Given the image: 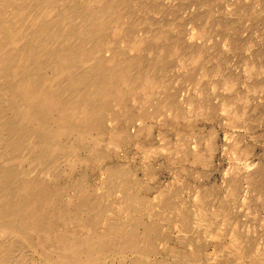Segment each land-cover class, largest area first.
I'll return each mask as SVG.
<instances>
[{
	"label": "rangeland",
	"instance_id": "374dc122",
	"mask_svg": "<svg viewBox=\"0 0 264 264\" xmlns=\"http://www.w3.org/2000/svg\"><path fill=\"white\" fill-rule=\"evenodd\" d=\"M164 1L131 0L132 8L141 10L149 5L152 9L137 11L140 22L135 30L150 31L148 25L155 24V28L152 29L154 31L157 26L165 24V33L171 39L169 44L175 46L174 40H180V53H171L166 57L168 69L162 75L157 74L161 79L159 86L147 90L137 88L136 96L127 99L125 107L112 108L119 113V120L114 123L109 120L106 122L104 138L102 137L97 147L98 152H104L103 155L107 156L105 162L103 164L92 162L89 150L81 149L80 156L86 161L77 163L81 167L76 164L77 167L75 166L72 174L68 173V169L65 170L57 182L60 189L62 188L61 194L65 197L61 196L60 202L65 203L71 199L77 201L89 195V200L97 203L103 210L98 229L95 227L81 230L71 225L64 228L62 226L63 230L59 226L57 232L76 234L78 237L102 234L105 231V228H102L106 225L105 222L124 220L121 204L126 191V197L133 199L136 196L133 200L137 204L136 207L138 206L137 214L143 223L142 226L150 228L154 234L150 245L139 238L144 228H138V248L153 249L152 252H138L140 255L148 256L141 264H197L195 261L200 264H251V262L264 264V194L248 188L243 172L244 166L253 165L255 162L254 169L264 171V16L261 15L264 13V0H212V2L206 0L197 6H190L189 2L184 1L186 5L181 11L177 9L183 0H166L165 3ZM231 8L235 12H232ZM190 17H196L198 20L192 21L193 18ZM166 44L164 41L163 44L162 41L156 42L154 50L137 54L144 61H155L160 55V46ZM127 46L126 43L118 44V48L126 50L128 57L136 55V52ZM226 67L228 69H225ZM168 94L173 95L175 105L157 110L156 99L169 96ZM233 116L238 118L235 119ZM150 125L151 127H147ZM150 128L152 130L149 132ZM116 131L123 135L117 138L118 141L112 135ZM145 132H148L147 135ZM127 136H130L131 140H128ZM122 137L125 140L120 143L123 141L120 140ZM112 139L121 146H112L113 141L109 143ZM143 150L144 154L149 153L147 154L149 157L142 155ZM194 156L196 157L193 160ZM234 158L239 159L241 163ZM126 164L129 165L125 166ZM105 166L128 167L131 172L128 178L130 180L127 182L131 183L128 184L129 188L125 187L124 190L123 185L116 187L111 183H105ZM254 169L252 168L251 172ZM81 177H84L86 185L78 186L74 182ZM134 178L138 185L133 182ZM231 180L236 181L235 186H231ZM134 186L138 188L135 189ZM145 186H150L148 188L151 189ZM147 191L152 192L148 194ZM142 201L145 203H141ZM162 243L165 244L164 247ZM27 247L29 246L23 247L26 248L23 249L25 258L30 257L31 260L36 258L34 251L38 248L35 245L29 249ZM125 254L115 258L114 254H109L103 262L130 264L132 255L130 252ZM103 262L101 264H104ZM48 264L60 263L50 261Z\"/></svg>",
	"mask_w": 264,
	"mask_h": 264
},
{
	"label": "bare ground",
	"instance_id": "6f19581e",
	"mask_svg": "<svg viewBox=\"0 0 264 264\" xmlns=\"http://www.w3.org/2000/svg\"><path fill=\"white\" fill-rule=\"evenodd\" d=\"M184 1L189 2L190 6L206 2V0H183L177 10L181 11L185 8L186 2ZM207 1L212 2V0ZM130 4L131 0H0V264H42L44 261L60 264H101L109 254H114L115 258L128 252L132 255L130 264H141L148 256L140 255L138 252H152V248H148V250L138 248L137 232L138 228L143 227V223L138 217V206L136 207L137 204L133 200L136 196L132 197L133 199L128 198L125 196L126 191H124L125 197L123 196V204H121L124 220L105 222L106 225L102 226L105 231L102 234L78 237L76 234L57 232L59 226L64 228L71 225L78 229L81 228V230L95 227L98 229L103 210L97 203L90 201L89 195L77 199V201L71 199L65 203L60 202L61 196L64 197V195L61 194L62 188L60 189L57 182L65 170L68 169V173L72 174L77 163L86 161L80 156L81 149L89 150L92 162L97 164L105 162L106 155H103L104 152H98L97 147L100 145L101 139L104 138L106 122L109 120L114 123L119 120V113L113 111L112 108L114 106L125 107L127 99L136 96L137 88L147 90L159 86L161 79L158 75H162L168 69L166 57L171 53H180L181 50L179 39L174 40L175 46L169 44L171 39L165 33V24L157 26L154 31L152 29L155 28V24L148 25L150 31H136L135 27L140 22L137 11L152 9L147 5L140 10L132 8ZM263 14L261 15L264 16ZM190 18H193L192 21L198 20L196 17ZM198 18L200 19V16ZM160 41L162 44L163 41L167 44L160 46V55L155 61H144L137 54L154 50L156 48L154 44ZM120 43H126L127 48L134 50L136 55L128 57L125 53L126 50L118 48ZM231 88L233 87L231 86ZM168 95L156 99L157 110H160L161 107L175 105L173 95ZM188 107L190 108V106ZM142 117L144 118L143 115ZM240 118L242 119V117ZM147 127H151V125ZM148 130L150 132L152 129ZM112 135L116 141H118V137L123 136L119 131ZM126 135H124L125 138ZM129 138L130 136L128 140H131ZM123 139L122 137L120 140ZM124 140L120 143H123ZM111 142L112 146L119 147L118 145H120L113 139L109 143ZM103 146L105 145L103 144ZM105 148L107 150V146ZM136 149L138 150V148ZM174 151L176 152L175 149ZM169 152L171 153V151ZM163 153L165 154V152ZM147 154L149 153L147 152ZM147 154H144L143 150L142 155L147 156ZM168 156L170 157V154ZM196 156L193 157V160ZM249 156L251 157V155ZM238 162L241 163V161ZM255 163L244 166L246 183L249 189L264 194V171L254 169ZM252 168L254 171L251 172ZM104 173L105 183H111L116 187L123 185L124 190L129 186L128 184H131L127 183L131 175L128 167L105 166ZM133 180L135 183L136 178ZM85 182L84 177H81L74 183L82 186ZM230 183L231 186L236 185L235 180H231ZM150 193L148 192V194ZM232 194L234 193L232 192ZM143 201L141 203H145ZM229 211L231 212V209ZM187 212L189 213V211ZM142 217L144 216L142 215ZM143 228L144 231L139 238L151 245L154 237L153 231L150 228ZM100 231L102 232V230ZM216 237L218 236L216 235ZM22 244L29 247L35 245L38 248L34 251L35 260H31L30 257L29 259L25 258ZM125 261L127 262V260ZM185 262L187 263V261ZM195 263L199 262L195 261Z\"/></svg>",
	"mask_w": 264,
	"mask_h": 264
}]
</instances>
